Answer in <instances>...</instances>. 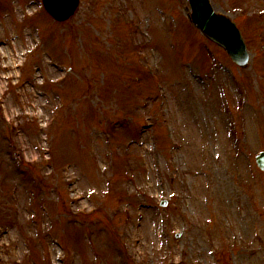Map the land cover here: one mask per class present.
<instances>
[{"label": "rangeland", "instance_id": "obj_1", "mask_svg": "<svg viewBox=\"0 0 264 264\" xmlns=\"http://www.w3.org/2000/svg\"><path fill=\"white\" fill-rule=\"evenodd\" d=\"M211 2L246 67L188 0H0V264H264V0Z\"/></svg>", "mask_w": 264, "mask_h": 264}, {"label": "water", "instance_id": "obj_2", "mask_svg": "<svg viewBox=\"0 0 264 264\" xmlns=\"http://www.w3.org/2000/svg\"><path fill=\"white\" fill-rule=\"evenodd\" d=\"M47 12L57 21H65L76 11L79 0H43ZM192 23L210 40L222 46L240 66H246L248 52L241 34L231 19L214 11L210 0H189ZM257 165L264 170V151L255 156Z\"/></svg>", "mask_w": 264, "mask_h": 264}, {"label": "bare ground", "instance_id": "obj_3", "mask_svg": "<svg viewBox=\"0 0 264 264\" xmlns=\"http://www.w3.org/2000/svg\"><path fill=\"white\" fill-rule=\"evenodd\" d=\"M11 52V51H10Z\"/></svg>", "mask_w": 264, "mask_h": 264}]
</instances>
